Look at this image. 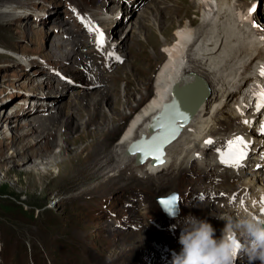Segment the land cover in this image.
I'll return each mask as SVG.
<instances>
[{
    "label": "bare ground",
    "instance_id": "1",
    "mask_svg": "<svg viewBox=\"0 0 264 264\" xmlns=\"http://www.w3.org/2000/svg\"><path fill=\"white\" fill-rule=\"evenodd\" d=\"M73 1L79 16L96 25L98 34H104L95 40L98 42V54L102 51L112 54V60L116 58L118 61L134 56L138 78L133 80L131 73L125 70L111 74L93 68L89 60L81 57L76 42L54 39L52 45L55 50L68 58L74 57L76 62L72 63H77L82 76L92 80L97 87L92 93L76 92L70 101L57 103L55 111L52 108L50 111L54 112L47 115V120L32 116L20 121L18 126L22 123L29 125L27 132L38 131L36 128L41 132L33 136L34 143L27 145L19 162L30 161L31 174L47 178L53 168H58V175L51 176L50 181L71 192L69 198L75 199L96 192L106 184L128 183L137 176L144 180H161L160 184L176 185L183 172L193 166L205 176L203 183L207 188V207L197 208L198 214L213 225L217 237L226 225L225 218H235L238 214L264 218L259 206V200L264 196V172L261 169L253 171L251 163H244L239 168L228 167L221 163L220 158L230 142L243 137L251 155L264 159V143L258 142L262 138H257L254 127L244 122L255 118L252 111L254 88L256 84L264 85V75H261L264 70V28L254 26V21L246 14L256 0H150L140 11L138 19L131 21V27L124 20L125 16L118 15L113 20L121 31L115 43H109L105 34L113 35L108 14L117 9L114 5L117 0H110L108 8L105 7L107 0ZM122 1L134 9L141 0ZM88 6L93 8L86 14ZM129 12L139 13L126 10ZM19 16L20 13L14 11L10 4L0 6V17L18 19ZM175 27L177 29L172 33ZM131 29L134 35L132 44L136 46L133 54L120 51L125 47V38ZM159 34L167 42L161 49H158ZM172 38L174 41L170 43ZM163 58L152 81L149 99L144 102L147 98L142 94L138 100L136 94L143 88H149L151 71ZM194 75L209 85V96L196 107L186 124L177 122L179 134L164 148L162 163L152 165L151 158L137 163L136 154L127 153L129 146L143 136L149 139L159 131L148 132L152 120L165 104L172 101L174 87L183 77ZM122 81L127 85L125 102L122 95H113ZM42 97L46 101L39 102L40 105L50 107L49 97ZM182 99L185 105L191 102L187 96ZM127 110L130 115L125 112ZM125 121L126 125L121 130ZM0 122L6 125L3 134H8L9 120L3 118ZM56 144L59 148L51 151ZM259 144L263 146L257 149ZM15 152L9 153L5 159H11ZM40 167H44V171L39 170ZM93 182L96 184L80 190L84 184ZM75 191L78 192L75 194ZM174 197L177 196L171 194L166 198L171 200ZM182 214L181 210L178 219L183 218ZM162 223L163 226L168 224ZM172 225L181 228L178 223ZM154 234L137 235L142 255L148 258L147 264H164L169 259L166 257L167 249L162 246L152 250L162 237ZM176 249L174 252L179 253L182 248ZM237 264H248L247 258H238Z\"/></svg>",
    "mask_w": 264,
    "mask_h": 264
},
{
    "label": "rangeland",
    "instance_id": "2",
    "mask_svg": "<svg viewBox=\"0 0 264 264\" xmlns=\"http://www.w3.org/2000/svg\"><path fill=\"white\" fill-rule=\"evenodd\" d=\"M72 1L0 0V6L10 4L20 13L18 19L0 17V121L3 118L9 120L7 136L2 132L6 125L0 122V264H147L148 258L143 257L137 239L140 233L162 236L152 250L165 246L169 259L164 264H172L171 253L175 248H182L179 244L181 228H174L172 224L175 222L183 227L184 218L188 216L207 220L197 210L207 207V188L202 172L192 166L183 172L176 185L137 176L128 183L106 184L96 192L75 199L69 198L71 192L50 181L58 175V168H53L47 178L31 174L30 161L19 162L27 145L34 143L33 136L41 132L38 128L35 129L38 131L27 132L29 125L18 126L20 121L32 116L47 120L57 103L70 101L76 92L92 93L97 87L92 80L82 76L77 63H72L76 62L74 57L68 58L55 50L54 39L76 42L81 57L89 60L93 68L111 74L125 70L131 73L133 80L138 78L134 56L118 61L112 60V54L103 51L98 54L95 40L104 34H98L96 25L79 16ZM148 1L141 0L134 9L122 0L114 3L117 9L108 14L113 35L105 34L109 43H115L121 32L113 20L121 15L130 24L138 19ZM108 2L110 0L105 4ZM92 8L88 6L85 13ZM126 10L139 13H126ZM176 29L173 28L172 33ZM133 39L131 29L125 38V47L120 51L135 53ZM158 40V49H161L167 42L160 34ZM173 41L174 38L170 43ZM149 51L153 52L152 49ZM163 61L164 58L153 67L149 88L136 94L138 100L142 94L147 98L144 102L149 99L152 81ZM123 65L125 67L119 70ZM126 89V82L122 81L113 95H122L125 102ZM42 95L49 97L50 107L40 105L41 101H46ZM52 108L54 111H50ZM125 112L130 115L128 110ZM125 125L126 121L121 130ZM12 133L14 135L10 136ZM57 148L58 144L53 145L51 151ZM11 152L16 154L5 159ZM39 170L44 171V167ZM93 184L96 183L84 184L80 190ZM171 194L178 197L176 204L183 213V218L178 221L161 208L164 205L160 201L168 200L166 197ZM162 221L167 222V226H163Z\"/></svg>",
    "mask_w": 264,
    "mask_h": 264
},
{
    "label": "clouds",
    "instance_id": "3",
    "mask_svg": "<svg viewBox=\"0 0 264 264\" xmlns=\"http://www.w3.org/2000/svg\"><path fill=\"white\" fill-rule=\"evenodd\" d=\"M161 208L178 221V204ZM223 220L226 225L217 237L216 229L207 220L185 217L179 236L182 249L172 253V264H237L238 258L244 257L248 264H264V218L238 214Z\"/></svg>",
    "mask_w": 264,
    "mask_h": 264
},
{
    "label": "water",
    "instance_id": "4",
    "mask_svg": "<svg viewBox=\"0 0 264 264\" xmlns=\"http://www.w3.org/2000/svg\"><path fill=\"white\" fill-rule=\"evenodd\" d=\"M184 83L185 81L182 79L174 87L172 101L164 105L162 111L148 127V132H153L156 129L159 131L153 133L149 139H145L143 136L129 146L127 153L136 154L137 163H142L148 158L152 159L153 165L162 163L164 148L173 142L179 134L180 127L177 122L182 125L186 124L194 114L196 107L203 101V96L201 99L193 96V98H189L191 102L185 105L182 99L185 96ZM161 205L163 204L161 203Z\"/></svg>",
    "mask_w": 264,
    "mask_h": 264
},
{
    "label": "snow or ice",
    "instance_id": "5",
    "mask_svg": "<svg viewBox=\"0 0 264 264\" xmlns=\"http://www.w3.org/2000/svg\"><path fill=\"white\" fill-rule=\"evenodd\" d=\"M251 11L255 13L256 9L255 6L252 7ZM261 75H264V70L261 71ZM264 108V105H261ZM246 124L250 123L249 121H244ZM261 131L264 132V125L261 126ZM207 143H212L211 141H207ZM249 145L244 140L243 137H237L234 141L229 143V151L226 153H221V163L225 164L228 167H242L243 160L247 156V149ZM178 199V197H174L171 200L162 201L161 203L165 206H172L174 205V201ZM235 199V198H233ZM262 205H264V200H262ZM261 211L264 212V206H262Z\"/></svg>",
    "mask_w": 264,
    "mask_h": 264
}]
</instances>
